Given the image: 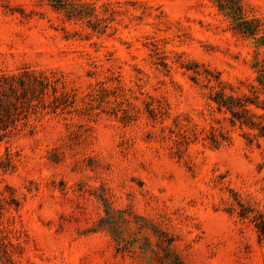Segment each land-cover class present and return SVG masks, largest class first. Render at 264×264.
I'll list each match as a JSON object with an SVG mask.
<instances>
[{
	"label": "rangeland",
	"instance_id": "rangeland-1",
	"mask_svg": "<svg viewBox=\"0 0 264 264\" xmlns=\"http://www.w3.org/2000/svg\"><path fill=\"white\" fill-rule=\"evenodd\" d=\"M220 1L0 0V264H264V0Z\"/></svg>",
	"mask_w": 264,
	"mask_h": 264
},
{
	"label": "trees",
	"instance_id": "trees-1",
	"mask_svg": "<svg viewBox=\"0 0 264 264\" xmlns=\"http://www.w3.org/2000/svg\"><path fill=\"white\" fill-rule=\"evenodd\" d=\"M230 4V9L233 10L235 13L241 10V5L239 0H226ZM220 6H226V4L221 0L219 2ZM247 21H242L240 27L244 29L241 30L242 33L248 34L250 31L247 29ZM27 72L23 73L22 75L15 76H2L0 77V141L5 138L9 132L7 131L9 125L5 124L10 117L12 116L10 107L13 104H6L4 100V93L5 90L9 89L10 91H14L15 84H19L20 86L24 85L23 77L27 76ZM217 80V79H215ZM220 85V82H218ZM213 102L217 105L218 109H224L226 112L232 115V119H236L241 125H246L250 128H255L257 125L255 121L251 120L246 110V103L249 102L250 104H254L253 101H247L245 104L242 102L241 99L235 98L233 96H225L222 93H216L215 96L212 97ZM257 106V105H256ZM242 110L239 112L237 109ZM2 114V115H1ZM233 121V120H232ZM257 128V127H256ZM258 129L260 130V135L264 137V126H259ZM214 142H217L216 139H211ZM260 230L264 234V222L260 223Z\"/></svg>",
	"mask_w": 264,
	"mask_h": 264
}]
</instances>
